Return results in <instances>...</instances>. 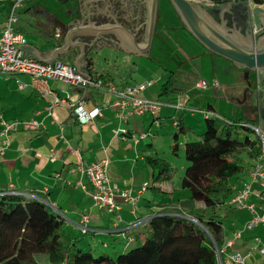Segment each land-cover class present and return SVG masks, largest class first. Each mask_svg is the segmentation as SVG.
<instances>
[{
  "label": "crops",
  "instance_id": "crops-1",
  "mask_svg": "<svg viewBox=\"0 0 264 264\" xmlns=\"http://www.w3.org/2000/svg\"><path fill=\"white\" fill-rule=\"evenodd\" d=\"M141 1L143 3V0ZM12 3L13 0H0V30ZM250 4L252 7H264V4ZM129 15L130 10L123 4L120 6L111 0H26L17 10L15 29L26 38L22 51L27 57L50 59L53 57L52 51L59 49L54 54L55 61L65 59V62H61L71 65L76 62L79 72L89 74L87 63L90 59L96 74H103L102 80L110 81L117 88L150 81L151 84L140 92V96L162 102L159 115L155 118L149 113H144L131 115L126 121L119 120L116 116L117 109L112 105L114 96L109 92L48 81L50 88L61 97L69 95L70 99L83 102L88 110L99 108L98 116L86 124H81L66 104L52 106L49 110L51 96L39 93L34 88L30 76L0 74V129L7 123H16L10 134L9 145L0 157V190L9 189L26 196H39L62 217L64 225L74 237L89 236L94 247L101 245L104 251L109 253L110 246H113L114 250L122 244L125 245L123 250L130 247L134 243L135 234L144 231L148 220L155 215L169 209H177L183 213L184 201L179 198L180 191L177 187L172 193L157 194L146 188L138 197L135 209L119 199L120 207L117 211L105 210L94 204L90 196L91 186L80 165L106 158L109 161L107 175L110 185L116 189H129L131 196L136 197L137 189L142 185L148 187L153 180V171L145 162L146 156L158 155L172 165L167 154H173L171 144L178 128L177 117L181 114L184 113L183 123L187 127L186 112L190 111L191 118L196 119L200 118L198 115L201 114L204 121V113L209 111L230 119L254 120L264 132V104L260 111V102L255 93V73H249V76H252L249 97L248 93L242 100L235 97L238 86L242 89L246 85L234 84L233 79L229 80L226 73L240 80L243 71L228 59L208 52L184 27L175 28L179 39L175 49L183 60L175 71H171L174 75V85L170 97H160L161 85L170 72L164 71L158 78L154 76L157 73L151 72L148 76L143 71L139 80L126 81L127 78L121 77L120 74L117 78L114 77L110 68L98 69L95 53H92L100 45H107L141 58L134 55L127 45L117 43L113 37L108 35L110 41L96 40L91 50H87L85 46L84 55L73 45L74 37L81 26L119 23L116 19L118 16ZM96 16L101 19L104 17L106 21H96ZM69 31L71 35L67 39ZM95 38H87V41L92 43ZM157 38L168 42L171 33L160 29ZM152 53L156 57L159 54L152 48L146 57L151 58ZM183 63H186V73L181 67ZM182 72L185 77L191 75V79L188 84L186 80L181 83L183 85L178 89L177 86L181 85H177L176 76ZM201 79H217L219 86L199 88L197 82ZM221 102L228 107L222 108ZM198 122L202 126L200 121ZM122 127L128 131H144L147 136L134 142L117 134V129ZM189 128V132L193 133L192 127ZM180 137L181 135L179 143ZM250 162L247 172L231 182L235 191L244 183L249 184L251 192L248 201L258 204L261 188L257 182L252 181L250 170L254 159ZM230 208L234 214L229 228L226 226L225 229L222 225V256L239 252L244 256L246 264H264V256L260 253V248L264 246V224L246 228L251 218L250 211L233 206ZM188 209L190 216L191 210L189 207ZM83 215L88 216V230L85 233L80 224ZM189 216L185 217L190 218ZM234 233H238V236L235 237Z\"/></svg>",
  "mask_w": 264,
  "mask_h": 264
},
{
  "label": "trees",
  "instance_id": "trees-1",
  "mask_svg": "<svg viewBox=\"0 0 264 264\" xmlns=\"http://www.w3.org/2000/svg\"><path fill=\"white\" fill-rule=\"evenodd\" d=\"M216 3L231 0H212ZM264 4V0H252ZM88 71L96 74L88 60ZM173 74L161 85L160 97L173 94ZM183 114L177 117V131L173 135L171 151L176 153L179 136L191 129L184 125ZM204 130L196 140L184 144V158L188 164L181 177L180 187L187 189L193 202L203 209L191 211L190 218L177 209H169L148 220L146 228L136 233L131 248L112 256L92 254L91 249L79 248L80 239L64 225L62 217L39 196H26L9 189L0 190V264H219L222 253L223 227L218 208L230 206L235 194L232 177L247 169L241 161L244 153L257 157L259 143L256 135L242 137V132L254 133L256 121L230 119L205 111ZM177 154V153H176ZM145 162L153 171L147 187L153 193H172L175 167L158 155L146 156ZM192 209V208H191ZM134 245V246H133Z\"/></svg>",
  "mask_w": 264,
  "mask_h": 264
},
{
  "label": "built area",
  "instance_id": "built-area-1",
  "mask_svg": "<svg viewBox=\"0 0 264 264\" xmlns=\"http://www.w3.org/2000/svg\"><path fill=\"white\" fill-rule=\"evenodd\" d=\"M26 0H13L11 9L0 30V74H24L32 78V84L35 89L42 95L51 96L49 110L52 106L66 104L71 112L81 124H86L98 116L99 108L88 110L83 102L70 99L69 95L61 97L56 91L52 90L48 81L54 80L61 84L71 86L91 87L94 89L105 90L114 96L112 105L116 107V116L119 120L126 121L131 115H140L149 113L154 118L159 115L162 102L155 99H149L140 96V92L144 90L150 81L139 82L134 85H126L117 88L108 80L102 79H86L81 73L68 63L55 61L46 63L38 61L34 58L27 57L22 51V46L26 43V38L22 33L15 29L17 22V10ZM201 3H209L212 0H195ZM252 2V0H249ZM253 3V2H252ZM218 87L217 79H201L197 82V87L208 88ZM16 123H7L0 129V157L4 155L9 142L10 134L15 128ZM252 129L259 143V152L254 158V165L250 170V176L253 182L260 185L259 203L255 204L248 201L250 195V185H244L235 191V194L229 201V204L236 209H247L251 213V218L246 224V228H251L257 224H264V132L259 126L253 125ZM117 134L122 137H128L134 142H138L147 136L144 131H128L126 128H118ZM109 161L106 158L97 160L87 165H80V169L87 177L91 186L90 196L95 205L108 210L117 211L120 207V201L127 202L136 208L138 197L146 190L147 186L142 185L137 189V196L132 197L129 189H116L109 183L107 175ZM88 216L81 217L83 233L87 232ZM237 237L238 233H234ZM231 244V241L228 242ZM223 255V249L219 253ZM260 253L264 256V246L260 248ZM219 264H246L244 256L239 252H231L219 259Z\"/></svg>",
  "mask_w": 264,
  "mask_h": 264
},
{
  "label": "water",
  "instance_id": "water-1",
  "mask_svg": "<svg viewBox=\"0 0 264 264\" xmlns=\"http://www.w3.org/2000/svg\"><path fill=\"white\" fill-rule=\"evenodd\" d=\"M146 1V0H144ZM157 1L150 0V7L147 14V32L145 43L137 42L133 33L123 27L119 23H103V24H87L81 26L77 35L74 37L73 45L78 47L82 55L85 46L87 50H91L94 42L98 39L110 41L108 38L113 37L119 44L127 45L134 55L146 57L151 47L153 30L156 20ZM176 14L180 18L184 29L190 33L208 52L215 53L225 59L231 61L238 69L243 71L246 79L249 73L253 72L256 76L255 93L260 102V111L264 104V7H252L249 0L235 1L234 4L240 2L245 3L248 26L242 25L229 27L223 21V11L227 3L221 2L216 4L201 3L195 0H169ZM232 3V2H231ZM230 4V3H228ZM215 11L219 14L220 22H217L209 11ZM92 32V33H91ZM100 33L99 35L94 34ZM112 34V35H110ZM71 35L68 32L67 39ZM109 35V36H108ZM95 36H97L95 38ZM107 36V38H106ZM95 38L92 43L87 38ZM59 49L53 50V57L45 59L37 57L36 60L46 63L55 62V53ZM25 55V54H24ZM26 56V55H25ZM77 63L72 65L76 71ZM88 65V63H87ZM81 73L86 79L92 80L93 77L89 73ZM249 81V79H248ZM252 87L251 82L248 89Z\"/></svg>",
  "mask_w": 264,
  "mask_h": 264
},
{
  "label": "rangeland",
  "instance_id": "rangeland-1",
  "mask_svg": "<svg viewBox=\"0 0 264 264\" xmlns=\"http://www.w3.org/2000/svg\"><path fill=\"white\" fill-rule=\"evenodd\" d=\"M211 2V1H210ZM167 2L162 1L161 3L158 4V9H157V27L159 29H164L167 32L171 33V39L166 42L163 38H155L154 39V45H153V51H157L159 54L157 57L152 53L151 58L147 57H135L132 55L125 54L124 52L120 50H115L113 47H108L107 45H100L98 48L96 47V50L92 53H95V63L100 69L101 67L105 68H110V70H113V75L114 77H118L120 74L121 77L127 78L126 81H135L139 80V75L144 71L146 75L150 76L151 72L152 73H157L156 75L154 74L155 77L158 76L160 78V73H169L172 70H176L180 66V61L183 60L181 54L177 52V49H175L177 44L179 43L178 39V32L176 31L175 28H179V26L183 27L181 24L180 18L178 17V14H176L174 8L172 5L166 4ZM169 3V2H168ZM188 32V31H187ZM185 34V32H184ZM165 38V37H164ZM174 40V42H173ZM183 42V41H182ZM184 44V43H182ZM179 44V45H182ZM102 47V48H101ZM152 50V49H151ZM179 55V56H178ZM68 60V59H66ZM65 62V59L61 60ZM108 61V63H107ZM181 67L183 68V72L186 73V63L181 64ZM147 70L149 72H147ZM182 72V74H177L176 76V82L178 89L182 87L185 80L186 83L188 84L191 79V75L189 77H185V74ZM227 77L229 80L233 79L232 81L234 84H244L245 87L241 89V86L239 85L237 88V94L234 95L235 97H240V100H242L248 93H251V88L248 90V84L250 83V79H252V76H249V81L248 79L245 78L244 74L240 76V80H237L235 77H232L230 74L226 73ZM163 79V78H162ZM236 82V83H235ZM180 83V84H179ZM247 90H246V89ZM245 89V90H244ZM236 90V89H235ZM218 92V91H217ZM219 93V92H218ZM217 95H220L218 94ZM221 107L227 108L228 105L224 104L223 102L220 103ZM198 119L195 117L190 116V111L185 113V122L188 127H192L193 133L188 132L186 134H181L180 137V143L178 147V151H176L175 154H167V157L171 160L172 166L175 167V174L174 177L172 178L171 185L174 187H177L178 190L180 191L179 193V198L184 201L183 203V214L185 216H189L188 212L190 210L193 212L201 210L200 208L203 207L202 203L198 202H193L188 198V191L187 189H183L180 187V182H181V177L183 175L184 168L181 166H186L188 162H186L184 158V144L188 141L196 140V134L201 133L204 130V122L202 119V115H198ZM201 123L202 126H200L199 122ZM248 134L250 138H254V133L252 132H242V137ZM240 161L241 163L247 167L246 171L250 168L251 164V159L245 155L244 153L240 154ZM242 173V174H245ZM240 174L239 177L242 175ZM238 176L232 177L231 180H236ZM234 182V181H233ZM184 192H181V191ZM192 208V209H191ZM203 209V208H202ZM182 210V209H181ZM182 210V211H183ZM190 211V212H191ZM187 214V215H186ZM218 214L221 216V222L224 228L226 229V226L229 228V224L233 219V211L230 208V206L222 205L218 208ZM190 217V216H189ZM80 241L78 242L79 248H83L84 250L91 249L92 254L94 256H97L101 253L107 252L104 251V249L101 247V245H98L97 247H94L89 236H79L78 237ZM134 246V245H133ZM125 247L124 244L118 245V249L114 250L113 246H110L109 253L113 258L117 256V253L122 252L123 248ZM128 248H131L128 247ZM127 248V249H128ZM107 250V249H105ZM115 251V252H114Z\"/></svg>",
  "mask_w": 264,
  "mask_h": 264
},
{
  "label": "flooded vegetation",
  "instance_id": "flooded-vegetation-1",
  "mask_svg": "<svg viewBox=\"0 0 264 264\" xmlns=\"http://www.w3.org/2000/svg\"><path fill=\"white\" fill-rule=\"evenodd\" d=\"M113 2H116L117 5H122L130 10V15L125 16V17H117L118 22L122 24L123 27L128 29L131 33L134 34L135 39L137 42L140 43H145L146 39V30H147V14L148 10L150 7V0H143V3H141V0H111ZM141 1V2H140ZM162 1L167 2L166 4H170L169 0H158L157 1V9H158V4L161 3ZM235 1H245V0H231V1H226L224 3H227V6H225V9L222 13L223 21L226 22V25L229 27L232 26H238L239 24L246 27L248 26L247 22V13H246V8H245V3L240 2L238 4H234ZM139 2L141 4H139ZM169 2V3H168ZM213 2V1H211ZM232 2V3H231ZM210 3V2H209ZM208 3V4H209ZM230 3V4H228ZM254 4V3H253ZM138 13H141L142 15H139ZM209 14L217 21L220 22L219 14L215 11H209ZM262 17H264V13L261 14ZM99 22H105L106 19L104 17L101 19L100 16L94 17ZM93 18V19H94ZM160 32V29L157 27V12H156V20H155V26L153 30V37H152V42H151V47L149 49V52L153 48L154 45V39L158 37V33ZM148 52V53H149Z\"/></svg>",
  "mask_w": 264,
  "mask_h": 264
}]
</instances>
